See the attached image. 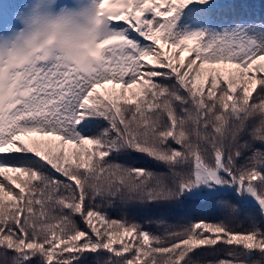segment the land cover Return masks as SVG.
<instances>
[{"label":"snow or ice","instance_id":"1","mask_svg":"<svg viewBox=\"0 0 264 264\" xmlns=\"http://www.w3.org/2000/svg\"><path fill=\"white\" fill-rule=\"evenodd\" d=\"M95 3L83 58L0 42V264H264V220H241L264 217V23L180 35L191 0ZM186 198L217 218L109 211Z\"/></svg>","mask_w":264,"mask_h":264},{"label":"trees","instance_id":"2","mask_svg":"<svg viewBox=\"0 0 264 264\" xmlns=\"http://www.w3.org/2000/svg\"><path fill=\"white\" fill-rule=\"evenodd\" d=\"M61 1L71 3V0ZM24 2L25 0H1V28H8L9 32L19 29L20 24L14 19L13 13L16 9L23 6ZM252 23H264V0H203V2L202 0H191V3L180 9L176 14L175 31L180 35L197 31L215 34L232 29L237 25ZM164 47L166 51L174 53L177 59L184 58L185 65L189 60L194 58V54L189 55L187 51L180 52L178 49H170L167 44ZM128 160L134 166L159 169V166L154 161L141 155L129 154ZM109 211L113 218H120L127 212L141 223L157 220L161 217L166 218L170 223H178L185 217L194 219L207 218L210 220L217 218L215 209L209 203L187 200V198L183 202L173 204L145 205L131 210L114 208ZM247 217L254 218L258 223L264 220V217L260 215L258 207L255 206L243 209L241 220L243 221ZM145 227H151L153 230H156L157 226L145 223ZM86 255L89 256L90 260L92 259V254ZM197 258L209 261L227 257L224 253L212 255L211 249L204 248L198 252ZM101 259L106 260L107 254L102 253ZM261 259L264 258L260 257L257 253L255 261L258 262Z\"/></svg>","mask_w":264,"mask_h":264},{"label":"clouds","instance_id":"3","mask_svg":"<svg viewBox=\"0 0 264 264\" xmlns=\"http://www.w3.org/2000/svg\"><path fill=\"white\" fill-rule=\"evenodd\" d=\"M97 13L95 0H25L13 13L19 29L0 34V42L24 53L80 59L94 47Z\"/></svg>","mask_w":264,"mask_h":264},{"label":"rangeland","instance_id":"4","mask_svg":"<svg viewBox=\"0 0 264 264\" xmlns=\"http://www.w3.org/2000/svg\"><path fill=\"white\" fill-rule=\"evenodd\" d=\"M0 2H1V0H0ZM61 2H63V1H61ZM2 3H0V5H1ZM8 33H10L9 31H8V28H1L0 27V34H8Z\"/></svg>","mask_w":264,"mask_h":264}]
</instances>
